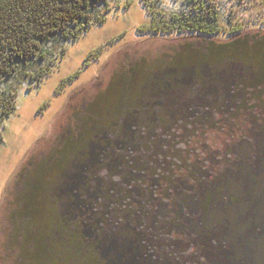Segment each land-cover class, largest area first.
<instances>
[{"label": "flooded vegetation", "instance_id": "1", "mask_svg": "<svg viewBox=\"0 0 264 264\" xmlns=\"http://www.w3.org/2000/svg\"><path fill=\"white\" fill-rule=\"evenodd\" d=\"M256 36L202 48L183 38L120 87L95 91L20 181L30 186L18 199L41 198L31 264H264Z\"/></svg>", "mask_w": 264, "mask_h": 264}, {"label": "rangeland", "instance_id": "2", "mask_svg": "<svg viewBox=\"0 0 264 264\" xmlns=\"http://www.w3.org/2000/svg\"><path fill=\"white\" fill-rule=\"evenodd\" d=\"M96 7L102 21L73 39L46 42L45 59H30L0 84L16 93L15 109L0 125V264H31L24 253L42 218L41 198H18L96 90L120 87L183 38L202 48L264 34V0H105Z\"/></svg>", "mask_w": 264, "mask_h": 264}, {"label": "trees", "instance_id": "3", "mask_svg": "<svg viewBox=\"0 0 264 264\" xmlns=\"http://www.w3.org/2000/svg\"><path fill=\"white\" fill-rule=\"evenodd\" d=\"M100 2L105 0H0V84L30 59H45L46 42L73 39L102 21L95 12ZM15 97L14 90L0 87V125L15 109Z\"/></svg>", "mask_w": 264, "mask_h": 264}]
</instances>
